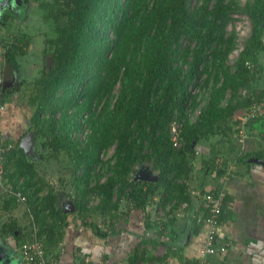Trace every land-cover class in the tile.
Wrapping results in <instances>:
<instances>
[{"label": "trees", "instance_id": "obj_1", "mask_svg": "<svg viewBox=\"0 0 264 264\" xmlns=\"http://www.w3.org/2000/svg\"><path fill=\"white\" fill-rule=\"evenodd\" d=\"M36 7L45 13L41 20L48 28L44 60L48 54L52 60L31 82L37 93L30 120L40 150L49 149L39 155L57 158L61 152L66 157L74 214L94 233L101 229L87 223L92 211H101L110 233L116 234L123 228L114 223L127 222L123 214L142 209L145 239L127 253V264L161 263L164 257L154 258L148 250V245L155 249L161 242L148 230L157 226L158 238L168 235L166 258L175 239L166 223L180 211H194L192 233L204 228L210 212L191 194L195 174L201 171L199 177H204L208 172L213 179L227 180L228 160L215 154V145L234 139L243 149L251 136L248 124H264V114H258L247 121L242 142L235 136L239 117L264 98V0H195L193 5L191 0H39ZM234 12L249 17L251 35L231 66L226 60L236 35L226 34V27ZM7 56L17 67L18 54L9 50ZM195 84L199 91L191 93L189 87ZM173 121L181 124L178 146L171 140ZM257 143L264 147V135ZM251 157L263 164L264 150H243L236 163L246 164ZM2 165V185L8 187L1 194L3 208L22 203L19 193L30 206L25 214L31 215L27 230L12 219L2 225L3 234L20 246L36 228L45 253L57 260L55 248L69 223L59 196L18 143L3 151ZM141 165L153 168L158 180L134 179ZM198 187L214 196L225 192L221 211L213 217L219 228L227 190ZM95 197L98 203L89 208ZM122 199L125 213L119 211ZM152 200L156 205L149 203ZM78 252L74 262L90 264L86 251ZM215 255L206 254L204 264H211ZM106 258L104 253L101 260ZM196 260L200 262V256Z\"/></svg>", "mask_w": 264, "mask_h": 264}, {"label": "crops", "instance_id": "obj_2", "mask_svg": "<svg viewBox=\"0 0 264 264\" xmlns=\"http://www.w3.org/2000/svg\"><path fill=\"white\" fill-rule=\"evenodd\" d=\"M29 2L28 11L36 13L34 8H31L35 0H29ZM25 8V5L18 6L17 11L8 10L0 18V100L5 104L0 113V139L13 146L14 143L20 145V141L24 135L30 133L29 131L35 132L30 117L33 114L34 104L32 103L34 98L36 99L34 94L37 90L33 88L31 82L41 76L46 61V58L44 60L45 38L40 39V42L36 40V36L40 34H34L36 33L34 31L38 27L30 29L28 26L30 13H27L28 17L24 16L27 9ZM26 48L29 51H22ZM41 49H43L42 53L39 52ZM9 50L18 54V57L15 56L18 60L17 67H13L12 61L8 59ZM248 131L251 136L247 141L248 144L245 143L241 151L264 150V147L257 143L259 137L264 135L263 122H250ZM214 150L218 157H224V159L236 157L241 153L234 139L217 143ZM24 154L27 157L25 152ZM252 157L257 158L255 155ZM252 157L246 164L238 163L233 176L227 180L222 176L213 180L208 172L204 173V177H199L201 175L199 171L195 174L196 178L190 186L193 190L199 191L201 190L198 184H202L205 189L224 186L227 190L228 204L225 208V218L222 219L223 222L218 230L220 242L226 243V253L212 257L211 264H264V163L254 162ZM121 201L120 213L122 211L125 213L126 200ZM153 201L155 202L152 200L149 203ZM62 202L59 198L58 205L63 209L65 203ZM156 202L153 205H156ZM28 207H30L29 204L24 202L10 210L3 208L4 211H14L13 215L7 214L9 218L3 224L13 219L17 225L23 227L22 229L27 230L30 217L28 218L25 213ZM74 213L69 215H76ZM194 215V211L191 210L180 211L172 222L166 223L167 230L171 231L170 234L175 238L171 241V250L166 258L165 242L168 241V235H160L158 238L157 226L148 230L152 239H158L161 242L155 249L148 245L149 252L154 255V258L164 257L163 262L154 264H200L199 260L195 263L193 260L197 259L199 250L204 244L205 229L201 228L198 233H192L195 225L191 219ZM97 216L102 218L101 211L97 212ZM124 216L127 219L125 227L123 231L116 234H111L106 227H100L99 233H94L89 228L79 233L80 226L76 228V219L71 218L63 239L56 247L60 249L57 251V264H76L77 261L74 262L76 250L86 251L90 264H127V253L133 250L143 238L145 239L143 233L147 217L145 218L142 209H131L129 215L123 214V218ZM154 216L155 214H151L152 219ZM74 239L79 244L77 246H81L82 249L77 247L78 249L73 251ZM104 253L108 258L102 261L101 256ZM5 261L7 263H4ZM0 264H23L16 240L13 236L3 234L2 226L0 227Z\"/></svg>", "mask_w": 264, "mask_h": 264}, {"label": "built area", "instance_id": "obj_3", "mask_svg": "<svg viewBox=\"0 0 264 264\" xmlns=\"http://www.w3.org/2000/svg\"><path fill=\"white\" fill-rule=\"evenodd\" d=\"M194 3L195 0L191 1V5H193ZM231 17L234 21V26L230 28L226 27V34L230 33L231 31L235 32L236 45L228 53L226 62L232 66L235 64V61L239 57L240 52L243 50L246 43V39L251 35V21L249 17L244 13L234 12ZM189 89L191 93H196L199 91V86L198 84H195L194 86H190ZM2 108L3 105L0 103V111ZM247 111L248 113L246 115H242L239 117L237 131L235 133L240 142H242L243 139L246 137L244 127L247 125V121L258 114H264V98L260 100L259 103L253 104L251 107H249ZM179 127H181V124L177 121H173L170 125L171 140L174 142V146H178L179 144L177 139ZM12 147L13 146L11 143H4V141L0 139V194L8 190L7 186L2 185V178L4 173L2 165V153L5 149H10ZM233 168L234 164H229L224 174V177L226 179H228L229 175L232 174ZM217 193L218 195L214 196V193L211 191L200 192L196 189H192L191 191V194L195 195L199 203H204V205L208 207L210 212V216L208 218H205V220L203 221L205 237L204 244L199 250V256L201 258L200 264H204L205 255L208 253L222 255L226 252V243L217 241L216 239L218 227L215 226L213 221V217L221 211V201L225 195V192L223 190H219ZM17 195L18 197H20L21 202L24 203L26 198L24 196H20L19 193H17ZM182 205L185 206V203L183 202ZM29 217L31 219V215ZM117 226L124 228L125 222L119 221L116 224V227ZM36 231L37 229L33 228V234L31 238L26 239L19 246V253L23 264H57V261L53 257L45 253L42 247V239H37L35 236ZM121 231H123V229Z\"/></svg>", "mask_w": 264, "mask_h": 264}, {"label": "rangeland", "instance_id": "obj_4", "mask_svg": "<svg viewBox=\"0 0 264 264\" xmlns=\"http://www.w3.org/2000/svg\"><path fill=\"white\" fill-rule=\"evenodd\" d=\"M38 1L39 0H37L35 2H32L33 5L31 6V8L32 7L34 8V10L36 11V13H34L33 11H30L29 12L28 9H30V8L29 7H26L27 9L25 8L26 9V13H25L24 16L27 15V17H28V14L27 13L28 12L30 13V16H29L30 17V22L28 21V23H29L28 26L30 27V29H32V27H35V26L38 27L37 30L34 31V32H36L34 34H37V33L40 34V35L36 36V40H38L40 42V39H43L45 37V34L43 35V33L46 32V30H48V28H47V26H43L44 24H46V22H44V21L41 20V18H42L41 15H43V14L45 15V13H42L36 7L37 4H38ZM191 1H193V0H191ZM239 2L241 4H243L245 2V0H239ZM24 18H26V17H24ZM233 26H234V21L232 19L229 22L227 28H230V27H233ZM40 48H38V49H40ZM42 50L43 49L39 50V52L42 53ZM25 96H27V94ZM34 108L35 107H33V109ZM33 109H32V113H33ZM34 137H35V139H34ZM35 140H36V133L34 132V134H33L34 146H33L32 150L29 152V155L27 156V158L29 160H32V161L35 162L36 170L41 175H43L44 181H46L47 183H49L50 185L53 186L54 191L57 193V195L59 196V198L62 199V201H63L62 203H65L67 200H69L71 202L74 201L75 193H74V190H73V185L71 183V179H72V175H71V165L66 162V160H65L66 157L63 159V154L60 152L58 154V157L57 158L56 157H47V159L41 158L40 155H39L40 152L43 153V154H47L49 149H45V150L41 151L39 145L36 144L37 143V140H36V143H35ZM107 151H108V155H110L113 152V147H110ZM240 151H241V149H240ZM230 159H235V157H230ZM151 169H153V168H151ZM234 172H233V174H234ZM210 174L211 173H209V175ZM0 196H1L0 197V200H1V202H0V224H1L0 227H1L2 224H3V222L6 221L7 218H9L7 214L13 215L14 211L13 212L12 211H9L8 212V211H4L3 210V205H2L3 195L0 194ZM96 204H97V199L96 198H91L88 207L90 208L91 206H94ZM148 207H149V209H152L153 208V205L152 206H148ZM119 211H120V208H119ZM69 213L71 214L73 212H68V215H67V219L68 220L67 221H70L71 218L72 219L75 218L76 219V225H75L76 228H78L80 226L78 228L79 233L82 232V231H84V230H87L88 229V228H86L87 226H83L82 225V223H81L82 222V218L78 217L77 214L76 215H69ZM162 214H163V212L161 213V215ZM154 217L156 218L157 216L155 215ZM86 221H87L88 224H91L92 222H94V223H97L98 225H100L101 228L106 227L107 229L110 230V228H108L105 225L104 220L101 218V216L98 217L97 216V213L94 212V211H92L90 213V215H89V217H87V220ZM5 223H7V222H5ZM116 224L117 223L115 222L114 223V226L115 227H116ZM86 236H87V234H86ZM73 244H74L73 245V248H72L73 251H75L76 249H78L77 247H79L80 249H82L81 246H77L78 243L75 242V239L73 240ZM55 250L60 251L59 248H55ZM18 253H19V251H18ZM76 253L78 254L79 252L76 250ZM19 255H20V253H19ZM86 259L89 260L88 257Z\"/></svg>", "mask_w": 264, "mask_h": 264}, {"label": "water", "instance_id": "obj_5", "mask_svg": "<svg viewBox=\"0 0 264 264\" xmlns=\"http://www.w3.org/2000/svg\"><path fill=\"white\" fill-rule=\"evenodd\" d=\"M5 0H0V10H2V8L4 7ZM264 26V23H263ZM47 65L50 63V59H47L46 61ZM33 131H30V133H27L22 140L20 141V146L23 148L24 152L26 153V155H29V152L32 150L33 146H34V141H33ZM194 142H192L191 146L193 147ZM254 162H257V159H252ZM158 173H155L153 170H151L149 167L147 166H141L137 169V171L135 172L134 175V179H140L143 181H150V182H156L158 180ZM75 205L73 203V201H69L67 200L65 202V204L63 205V210L64 212L68 213V212H74L75 211ZM4 263H7V261H5Z\"/></svg>", "mask_w": 264, "mask_h": 264}, {"label": "clouds", "instance_id": "obj_6", "mask_svg": "<svg viewBox=\"0 0 264 264\" xmlns=\"http://www.w3.org/2000/svg\"><path fill=\"white\" fill-rule=\"evenodd\" d=\"M11 11V10H10ZM7 11H3V10H0V18L4 15V13H6ZM43 35H44V33H43ZM246 44V43H245ZM22 51H24V52H27V51H29V49L27 50V48L26 49H22ZM47 59H50V63L47 65V63H46V61H47ZM46 61H45V64H46V67L48 68L51 64H52V60H51V58H50V56H49V54L47 55V57H46ZM0 103L3 105V108L1 109V111H0V113L3 111V109H4V107H5V104L4 103H2V101L0 100ZM30 132V131H29ZM236 136V135H235ZM79 138H82V136H80ZM3 141V140H2ZM4 143H6L5 141H4ZM13 146V145H12ZM226 160H228V162L225 164V169H227V167L229 166V164H231V163H233L234 164V168H233V170H232V174L231 175H229V178L231 177V176H233V172L236 170V167H237V163H236V159H226ZM141 166H147V165H141ZM141 166H138V168L139 167H141ZM147 167H149V166H147ZM150 168V167H149ZM151 169V168H150ZM151 170H153V169H151ZM154 171V170H153ZM155 173H157L156 171H154ZM135 175V174H134ZM228 178V179H229ZM115 197V196H114ZM96 198V197H95ZM97 199V203H98V198H96ZM73 203H74V201H73ZM98 227H100L99 225H98ZM218 229L219 228H217V238H218ZM220 241V240H219ZM18 251H19V246H18ZM198 256H199V253H198Z\"/></svg>", "mask_w": 264, "mask_h": 264}, {"label": "flooded vegetation", "instance_id": "obj_7", "mask_svg": "<svg viewBox=\"0 0 264 264\" xmlns=\"http://www.w3.org/2000/svg\"><path fill=\"white\" fill-rule=\"evenodd\" d=\"M4 3L5 5L2 8V10L3 11L11 10V12H14V10H16L18 6L25 5L26 7H29L30 5L29 0H5Z\"/></svg>", "mask_w": 264, "mask_h": 264}]
</instances>
